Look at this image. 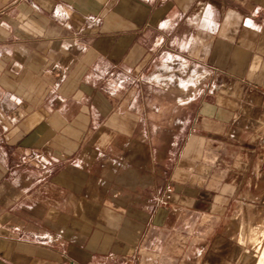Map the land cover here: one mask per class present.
Wrapping results in <instances>:
<instances>
[{
    "label": "crops",
    "instance_id": "1",
    "mask_svg": "<svg viewBox=\"0 0 264 264\" xmlns=\"http://www.w3.org/2000/svg\"><path fill=\"white\" fill-rule=\"evenodd\" d=\"M263 114L264 0H0V264H236Z\"/></svg>",
    "mask_w": 264,
    "mask_h": 264
},
{
    "label": "rangeland",
    "instance_id": "2",
    "mask_svg": "<svg viewBox=\"0 0 264 264\" xmlns=\"http://www.w3.org/2000/svg\"><path fill=\"white\" fill-rule=\"evenodd\" d=\"M183 80L187 81L189 89L196 84V79L192 77L187 78V80L186 78H183ZM183 80L180 75H178L177 78H174L172 88L174 101H177L179 100L178 98H180V95H176V92L178 91L177 89H183V86H187L184 82L181 86ZM164 95V93H158L157 97L158 99L164 100ZM176 96L178 98H176ZM249 126L254 133V143H262L264 147V139L262 140L260 137L264 134V121H260L259 123L252 121ZM173 127L174 129L176 128L175 125ZM28 159H33V161L37 164L41 163L40 160L33 155L29 156ZM243 191L242 195H244ZM120 192L121 191H115L116 194H119ZM240 192L241 191L238 190L239 194ZM247 198V205L242 204L236 206L237 211L235 215L228 214V220L219 221L214 227L215 230H218V234L225 233L224 236H221L224 239L221 244L220 258L228 261L236 257V264H248L250 261L256 259L257 254L254 249L255 240L262 237V233L264 232V190L254 188L251 195H247ZM209 218V216H200V218H196L194 220L192 219L181 225L180 229L188 230L200 228V230L208 231L212 227V223L209 221ZM62 239L72 240L73 238L67 236L66 234L65 238Z\"/></svg>",
    "mask_w": 264,
    "mask_h": 264
},
{
    "label": "bare ground",
    "instance_id": "3",
    "mask_svg": "<svg viewBox=\"0 0 264 264\" xmlns=\"http://www.w3.org/2000/svg\"><path fill=\"white\" fill-rule=\"evenodd\" d=\"M254 249L255 253L257 254L256 259L250 261L248 264H264V232L262 233V237L255 240Z\"/></svg>",
    "mask_w": 264,
    "mask_h": 264
},
{
    "label": "built area",
    "instance_id": "4",
    "mask_svg": "<svg viewBox=\"0 0 264 264\" xmlns=\"http://www.w3.org/2000/svg\"><path fill=\"white\" fill-rule=\"evenodd\" d=\"M165 192H166V195H165V197L163 198V202H164L165 204H168L169 201H170L171 194L173 193V188H172L170 185H168V186H166V188H165Z\"/></svg>",
    "mask_w": 264,
    "mask_h": 264
}]
</instances>
